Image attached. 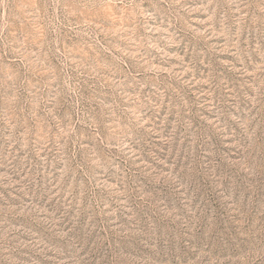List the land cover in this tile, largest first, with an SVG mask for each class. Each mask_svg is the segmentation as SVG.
Returning a JSON list of instances; mask_svg holds the SVG:
<instances>
[{"label":"rangeland","instance_id":"1","mask_svg":"<svg viewBox=\"0 0 264 264\" xmlns=\"http://www.w3.org/2000/svg\"><path fill=\"white\" fill-rule=\"evenodd\" d=\"M0 264H264V0H0Z\"/></svg>","mask_w":264,"mask_h":264}]
</instances>
